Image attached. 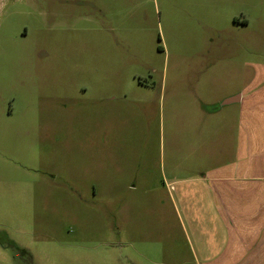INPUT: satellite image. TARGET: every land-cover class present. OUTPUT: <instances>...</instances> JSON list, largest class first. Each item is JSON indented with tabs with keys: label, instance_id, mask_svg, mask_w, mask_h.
Returning a JSON list of instances; mask_svg holds the SVG:
<instances>
[{
	"label": "rangeland",
	"instance_id": "1",
	"mask_svg": "<svg viewBox=\"0 0 264 264\" xmlns=\"http://www.w3.org/2000/svg\"><path fill=\"white\" fill-rule=\"evenodd\" d=\"M233 33L264 61V0H0V264H193L168 178L214 144L181 74Z\"/></svg>",
	"mask_w": 264,
	"mask_h": 264
},
{
	"label": "crops",
	"instance_id": "2",
	"mask_svg": "<svg viewBox=\"0 0 264 264\" xmlns=\"http://www.w3.org/2000/svg\"><path fill=\"white\" fill-rule=\"evenodd\" d=\"M234 20L236 30L251 33L246 18ZM234 33L216 49L208 37L213 44H206L204 73L181 74L195 93L199 108L191 111L198 113L203 139L214 144L205 148L204 168L174 169L168 178L193 264H264V61L247 59L252 41ZM211 119L213 133L206 125Z\"/></svg>",
	"mask_w": 264,
	"mask_h": 264
}]
</instances>
